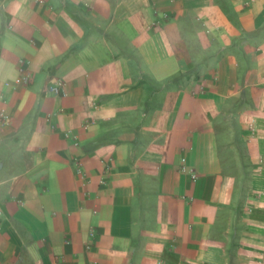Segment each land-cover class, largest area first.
Returning a JSON list of instances; mask_svg holds the SVG:
<instances>
[{
  "label": "crops",
  "instance_id": "0c3cea01",
  "mask_svg": "<svg viewBox=\"0 0 264 264\" xmlns=\"http://www.w3.org/2000/svg\"><path fill=\"white\" fill-rule=\"evenodd\" d=\"M1 114L0 264H264V0H0Z\"/></svg>",
  "mask_w": 264,
  "mask_h": 264
},
{
  "label": "built area",
  "instance_id": "2783aa9c",
  "mask_svg": "<svg viewBox=\"0 0 264 264\" xmlns=\"http://www.w3.org/2000/svg\"><path fill=\"white\" fill-rule=\"evenodd\" d=\"M29 79H30L29 74H24L22 77H20V79L18 78L16 82L27 84ZM48 91L54 95L62 96L65 94V83L60 79H56L49 86ZM0 116L3 117V114H1Z\"/></svg>",
  "mask_w": 264,
  "mask_h": 264
}]
</instances>
